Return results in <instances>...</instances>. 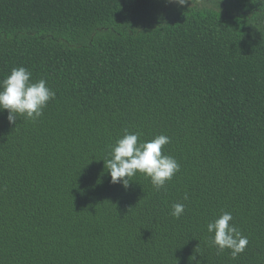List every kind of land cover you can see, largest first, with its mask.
<instances>
[{
	"label": "trees",
	"instance_id": "1",
	"mask_svg": "<svg viewBox=\"0 0 264 264\" xmlns=\"http://www.w3.org/2000/svg\"><path fill=\"white\" fill-rule=\"evenodd\" d=\"M19 66L55 99L0 111V264H264V0H0V80ZM125 129L170 138L161 190L110 182Z\"/></svg>",
	"mask_w": 264,
	"mask_h": 264
},
{
	"label": "clouds",
	"instance_id": "2",
	"mask_svg": "<svg viewBox=\"0 0 264 264\" xmlns=\"http://www.w3.org/2000/svg\"><path fill=\"white\" fill-rule=\"evenodd\" d=\"M179 6L188 0H169ZM32 73L25 67L12 68L10 73L0 80V111L7 110L8 121L14 124L19 117L35 121L43 115V110L50 100L55 99V92L47 86L43 78L33 82ZM170 143L166 135H157L151 140L141 141L139 133H130L127 129L113 145L109 146L107 159L103 160L110 175L112 184H122L128 188L132 177L137 173L151 181L159 191L164 188L180 170L179 162L162 152L163 146ZM187 199V196H185ZM185 205L174 203L170 215L179 219ZM233 221L230 212H222L207 224L209 244L223 252L230 251L232 259L242 254L248 244V238L239 228L230 223Z\"/></svg>",
	"mask_w": 264,
	"mask_h": 264
}]
</instances>
